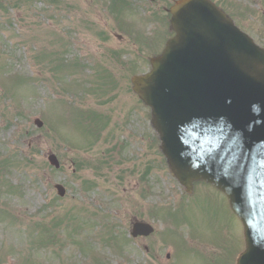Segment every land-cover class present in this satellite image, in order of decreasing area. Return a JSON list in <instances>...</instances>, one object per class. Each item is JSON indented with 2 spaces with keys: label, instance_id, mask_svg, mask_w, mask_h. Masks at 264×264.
<instances>
[{
  "label": "rangeland",
  "instance_id": "374dc122",
  "mask_svg": "<svg viewBox=\"0 0 264 264\" xmlns=\"http://www.w3.org/2000/svg\"><path fill=\"white\" fill-rule=\"evenodd\" d=\"M214 1L264 46V14L253 11L261 9L260 0ZM170 3L128 0L120 11L113 0H0V65L9 63L12 71L24 67L29 74L25 82L13 85L0 70V83L9 89L5 93L0 87V168L9 166L0 175L7 186L11 184L6 193L0 192V205L19 217L15 222L0 211V264H24V256L31 264L92 263L93 254L117 250L115 236L100 247L102 235L111 229L107 221L116 219L126 229L136 212L154 227L150 238L127 240L117 256L99 254L100 258L147 264L144 247L163 239L166 244L157 246L160 250L174 244L182 253L176 254L175 264H203L199 255L209 250H193L197 244L191 233L202 245L210 233L221 236L225 228L238 243L242 240L240 223L223 194L200 181L193 185L190 200L183 194L157 155L147 107L131 93V77L149 70L148 59L163 46L156 42L171 35L169 16L161 9ZM261 7L264 10V1ZM43 52L47 55L34 64ZM51 53L59 59L55 61ZM117 53L120 57L115 58ZM87 56H94L98 64ZM88 111L99 114L101 130L96 129L93 147L78 148L87 146L88 140L73 119L94 118ZM35 117L43 122L39 128ZM48 152L58 157L60 170L47 163ZM56 183L65 188L63 197L56 194ZM75 202L84 207V214L97 210L98 224L76 213ZM44 226L54 227L53 233L65 238H52V249L59 240L64 245L58 257L44 246ZM82 235L87 238L83 237L88 243L85 250L75 242ZM180 238L187 250L181 248Z\"/></svg>",
  "mask_w": 264,
  "mask_h": 264
},
{
  "label": "water",
  "instance_id": "95a60500",
  "mask_svg": "<svg viewBox=\"0 0 264 264\" xmlns=\"http://www.w3.org/2000/svg\"><path fill=\"white\" fill-rule=\"evenodd\" d=\"M204 5L199 0H184L172 10L181 14L176 22L180 26L178 36L168 43L161 57L152 61L151 73L134 79L135 89L152 107V123L164 143L169 139L176 154L183 153L180 148L186 152L182 140L201 150H190L189 162L183 161L182 168L178 159L175 166L168 154L179 180L189 186L191 180L204 179L225 192L245 228L247 254L242 264H264V148L241 143L217 123V115L227 116L245 132L249 144L261 141L264 92L261 113L244 120L239 109L248 110L249 102L238 84L215 87L216 75L211 72L214 62L209 56L225 49L222 37L227 32L215 34L217 40L210 39L214 43L210 46L193 39L206 11ZM256 86L257 90L262 87ZM231 172H237L235 178L228 177Z\"/></svg>",
  "mask_w": 264,
  "mask_h": 264
}]
</instances>
